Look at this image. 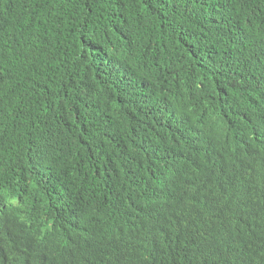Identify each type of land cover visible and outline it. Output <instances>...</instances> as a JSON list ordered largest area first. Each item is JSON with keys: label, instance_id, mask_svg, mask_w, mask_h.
I'll return each instance as SVG.
<instances>
[{"label": "trees", "instance_id": "1", "mask_svg": "<svg viewBox=\"0 0 264 264\" xmlns=\"http://www.w3.org/2000/svg\"><path fill=\"white\" fill-rule=\"evenodd\" d=\"M0 264H264V0H0Z\"/></svg>", "mask_w": 264, "mask_h": 264}, {"label": "bare ground", "instance_id": "2", "mask_svg": "<svg viewBox=\"0 0 264 264\" xmlns=\"http://www.w3.org/2000/svg\"><path fill=\"white\" fill-rule=\"evenodd\" d=\"M186 252L185 253H187V251H188V248H186V250H185Z\"/></svg>", "mask_w": 264, "mask_h": 264}]
</instances>
